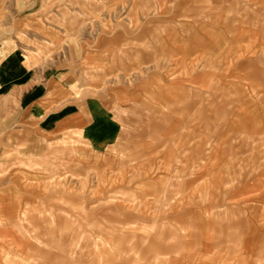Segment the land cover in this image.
I'll return each instance as SVG.
<instances>
[{"label":"crops","instance_id":"obj_1","mask_svg":"<svg viewBox=\"0 0 264 264\" xmlns=\"http://www.w3.org/2000/svg\"><path fill=\"white\" fill-rule=\"evenodd\" d=\"M62 1L32 0V8L50 12ZM75 1L69 11L74 0H64L66 14L92 18L87 37L67 26L64 62L25 64L14 36L26 28L24 13L0 30V264L36 252L17 215L50 201V176L24 166L51 169L64 140L81 143L70 163L93 176L100 199L143 184L182 190L170 202L146 187L141 206L148 216L166 207L167 221L194 226L191 238L199 229L213 239L217 220L264 222V151L248 156V143H264V0H160L148 11L127 0ZM33 22L40 37L62 41ZM95 133L103 140L94 147ZM242 167H255L254 183L213 198ZM260 235L244 234L242 251L264 250Z\"/></svg>","mask_w":264,"mask_h":264},{"label":"rangeland","instance_id":"obj_2","mask_svg":"<svg viewBox=\"0 0 264 264\" xmlns=\"http://www.w3.org/2000/svg\"><path fill=\"white\" fill-rule=\"evenodd\" d=\"M127 1L123 4L124 7L135 5L137 9L141 8V11H148L150 6L152 10L158 7L160 0ZM76 3L77 1L74 0L73 5L72 2L67 4L69 11L71 6L74 10L76 9L78 6ZM100 4H103L102 8L106 6V3ZM32 7H34L32 0H0V30L11 27L18 14L24 13L25 19H28L26 28L24 31L14 32V36L24 51L25 64L42 67L48 63L64 62L66 56L64 50L68 42L63 36L71 34L70 30H66L67 26L74 28L72 34L77 33L79 37L82 35L87 37V28L90 26L92 15L78 13L74 14L72 20L70 13L66 14L64 0L50 12L40 8L42 11L40 13ZM124 15L127 16V14ZM188 15L190 14L186 13V16ZM153 20H159V14H154ZM33 21L55 29L62 41H57L58 43L54 45L53 40H49L48 37H40L38 32L33 30ZM63 41H65L64 44H62ZM96 134L94 147L99 146L103 140ZM79 143V141L67 140L59 142V148L53 152L48 162L52 164L51 169L31 162L24 166L30 172L42 170L50 176L51 188L45 191L46 199L50 201H39L42 204L36 207L27 206L17 215V222L22 227V232L27 238L32 239L37 249L29 257L18 254L10 256L9 264H18L14 262L20 264H188L190 263L188 261L194 262L191 264H195L196 261L197 264L211 262L264 264V250L251 247L255 253L249 254L241 249V239L244 234L252 236L255 241H260L256 235L264 234V222L260 224L252 222L250 226H247L246 222H240L239 225V223L217 220L210 223L213 239L211 236L208 239L201 237L202 232L199 229L195 230L197 236L191 238L194 226L191 223L181 225L167 221L166 207L159 203L149 211L152 212L151 215L148 216L144 212V207L141 205L150 197L149 188L153 190L152 196L156 199L165 200L170 196V202L182 196L183 191L179 188L172 190L171 195L169 189L164 190L158 187L155 190L151 184L146 186L149 188L143 184L130 193L106 194L107 197L100 199L96 190L93 189V176L90 173L79 172V164L70 163L73 147L82 146ZM207 144L210 146L211 142ZM248 144V156L255 155L256 152L261 154V150L264 151V143L250 142ZM254 169L255 167H242L245 174L233 175V182L224 185L222 189H217L216 193L212 194L213 198L221 201L227 192L236 189L235 187L252 185ZM158 185L164 188L162 183ZM203 192L201 191V194ZM1 216L8 220L6 215ZM235 224L239 226L236 227ZM206 233L211 234L207 230ZM190 245H195V248L188 249ZM195 249L199 255L198 258L195 256ZM155 255L159 257L163 255V257L157 259L159 260L157 262L154 259ZM210 256L213 257L211 262L208 260Z\"/></svg>","mask_w":264,"mask_h":264}]
</instances>
